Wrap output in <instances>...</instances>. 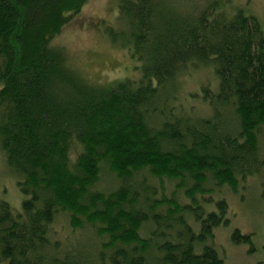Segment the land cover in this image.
Returning a JSON list of instances; mask_svg holds the SVG:
<instances>
[{"label":"trees","instance_id":"16d2710c","mask_svg":"<svg viewBox=\"0 0 264 264\" xmlns=\"http://www.w3.org/2000/svg\"><path fill=\"white\" fill-rule=\"evenodd\" d=\"M88 1L0 0V151L26 196L17 212L0 201V264H224L208 242L228 204L210 212L203 196L264 174L260 22L217 2L118 0L110 37L142 75L102 89L54 45ZM206 68L218 85L203 88L201 113L180 92Z\"/></svg>","mask_w":264,"mask_h":264},{"label":"rangeland","instance_id":"374dc122","mask_svg":"<svg viewBox=\"0 0 264 264\" xmlns=\"http://www.w3.org/2000/svg\"><path fill=\"white\" fill-rule=\"evenodd\" d=\"M216 2L229 16H234L239 11L255 16L264 32V0H179L178 4L186 10L195 9L199 12ZM118 8V0H89L79 16L54 41L56 47H63L70 53L72 68L87 75L89 82L93 81V84L102 89L119 81L137 80L142 75L140 61L127 50H122L120 45L115 47L111 40L110 32L117 25ZM117 41L120 42L119 35ZM217 85L213 69L194 71L180 92L183 91L186 95L183 103L181 98L182 106H194L196 111L205 112L206 108L201 100L203 88L216 90ZM192 94H198L200 98L193 99ZM8 173L4 155L0 151V201L9 203L17 212L21 210L26 196L19 189L17 180ZM103 177V185H99V188H109L108 179ZM177 188L176 183L167 181V198L176 194ZM178 194L181 203H184L186 199L180 192ZM203 198L207 200L204 207L210 212L219 211L218 201L225 200L228 204L229 223L214 229L213 239L208 242L219 252L224 264H264V174L241 180L235 190L226 185L213 187ZM200 229L201 225L198 223L195 231L199 233ZM236 230L243 235H250L251 244H236L232 239ZM54 232L64 241L70 240L72 234L64 218H58Z\"/></svg>","mask_w":264,"mask_h":264}]
</instances>
